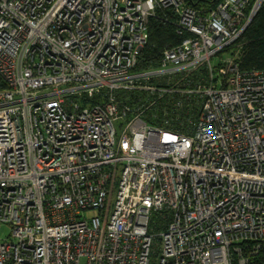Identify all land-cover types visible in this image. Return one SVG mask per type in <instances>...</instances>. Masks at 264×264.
I'll return each mask as SVG.
<instances>
[{"label":"built area","instance_id":"1","mask_svg":"<svg viewBox=\"0 0 264 264\" xmlns=\"http://www.w3.org/2000/svg\"><path fill=\"white\" fill-rule=\"evenodd\" d=\"M263 4L0 0V264H264V70L223 58Z\"/></svg>","mask_w":264,"mask_h":264},{"label":"trees","instance_id":"2","mask_svg":"<svg viewBox=\"0 0 264 264\" xmlns=\"http://www.w3.org/2000/svg\"><path fill=\"white\" fill-rule=\"evenodd\" d=\"M187 2L190 6L201 9L208 6L209 0H187ZM164 15L162 11H159L155 17L150 19L148 26L149 38L138 57L137 71H149L159 67L164 50L169 46L181 44L187 37V34L179 35L173 23L174 19L165 21ZM237 47H240L238 61L241 63L242 69L264 70V4L247 30L231 49ZM232 55H235V53ZM2 88H6V85L0 79V89ZM117 98L121 106L131 105L136 95L121 92L117 95ZM153 221L157 228L162 227V219L158 215L154 216Z\"/></svg>","mask_w":264,"mask_h":264},{"label":"rangeland","instance_id":"3","mask_svg":"<svg viewBox=\"0 0 264 264\" xmlns=\"http://www.w3.org/2000/svg\"><path fill=\"white\" fill-rule=\"evenodd\" d=\"M240 47L237 48H233L229 53H226L225 56L223 58H227L228 61H230V59H232V56L234 57L237 53V50ZM233 53H235V55H232ZM216 60H212V63H215ZM121 124H123V127H121ZM125 121L123 120H119L118 122H116V126L118 129V141L122 138V135L124 133L125 130ZM122 143H124L125 145V150L124 152H126L128 145L130 144V138L128 136H124L122 139ZM10 235H11V229L8 225H4L2 227H0V239H10Z\"/></svg>","mask_w":264,"mask_h":264}]
</instances>
